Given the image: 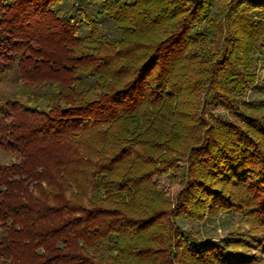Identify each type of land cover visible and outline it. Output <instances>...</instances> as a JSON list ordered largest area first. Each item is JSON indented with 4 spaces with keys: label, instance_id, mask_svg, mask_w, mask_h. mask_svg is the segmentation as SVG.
Instances as JSON below:
<instances>
[{
    "label": "trees",
    "instance_id": "16d2710c",
    "mask_svg": "<svg viewBox=\"0 0 264 264\" xmlns=\"http://www.w3.org/2000/svg\"><path fill=\"white\" fill-rule=\"evenodd\" d=\"M261 58L264 0H0V264H264Z\"/></svg>",
    "mask_w": 264,
    "mask_h": 264
},
{
    "label": "rangeland",
    "instance_id": "374dc122",
    "mask_svg": "<svg viewBox=\"0 0 264 264\" xmlns=\"http://www.w3.org/2000/svg\"><path fill=\"white\" fill-rule=\"evenodd\" d=\"M258 75L259 79L257 83L247 92L250 98H264V58H261L258 64ZM8 76L9 74L0 80V104L12 96L15 88L19 85L14 81L13 74ZM210 111L219 118L228 117L227 112L215 109L213 106H210ZM12 160H14L12 153L0 150V162L10 163ZM178 176L181 177V173ZM176 225L188 238L197 241L200 245H204L205 242L218 243L233 229L247 228V225L241 221L239 215L228 213H222L215 221L205 220L203 222H197L192 219L177 218ZM194 248L197 249L198 246Z\"/></svg>",
    "mask_w": 264,
    "mask_h": 264
}]
</instances>
